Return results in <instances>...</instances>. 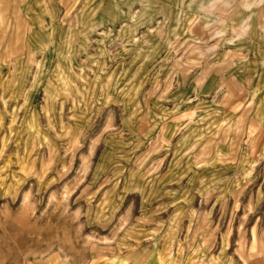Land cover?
Listing matches in <instances>:
<instances>
[{"label": "rangeland", "instance_id": "rangeland-1", "mask_svg": "<svg viewBox=\"0 0 264 264\" xmlns=\"http://www.w3.org/2000/svg\"><path fill=\"white\" fill-rule=\"evenodd\" d=\"M204 1L0 0V264H264V0Z\"/></svg>", "mask_w": 264, "mask_h": 264}, {"label": "crops", "instance_id": "crops-1", "mask_svg": "<svg viewBox=\"0 0 264 264\" xmlns=\"http://www.w3.org/2000/svg\"><path fill=\"white\" fill-rule=\"evenodd\" d=\"M220 1H223V0H206L204 2H202L199 7L203 10V11H206V12H214V9L217 8L218 4L221 2ZM143 2H147V0H141V3L143 4ZM233 2V0H228V1H224L223 4L224 5H228V4H231ZM205 16V15H204ZM218 19H220V21H223L222 18L219 16ZM249 18H245L242 22V25H248L249 22H248ZM215 23V22H214ZM212 21L210 22H205L203 23V27H209L210 25L214 24ZM244 26H242V29H244ZM215 33H223V30H221L220 28H215L214 30ZM201 53V52H200ZM204 53V52H203ZM210 72V70H208L206 72V70H204V73L205 74H208Z\"/></svg>", "mask_w": 264, "mask_h": 264}]
</instances>
